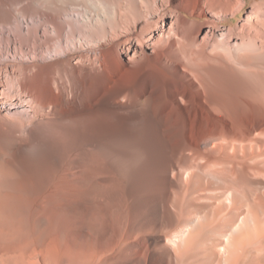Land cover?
<instances>
[{
  "label": "bare ground",
  "instance_id": "bare-ground-1",
  "mask_svg": "<svg viewBox=\"0 0 264 264\" xmlns=\"http://www.w3.org/2000/svg\"><path fill=\"white\" fill-rule=\"evenodd\" d=\"M0 264H264V0H0Z\"/></svg>",
  "mask_w": 264,
  "mask_h": 264
},
{
  "label": "rangeland",
  "instance_id": "rangeland-1",
  "mask_svg": "<svg viewBox=\"0 0 264 264\" xmlns=\"http://www.w3.org/2000/svg\"><path fill=\"white\" fill-rule=\"evenodd\" d=\"M139 177L140 176H137L136 174H129V176H128V173H127L126 182L124 184L125 191L130 194L129 198L134 203H137L136 200L138 199V201H139L146 194V192H147L146 189L150 185V182L155 181L154 180L155 177L153 176L152 173H149L147 178L146 177H140L139 178ZM144 190H145V193H143ZM35 212H33V210L31 208H29V207H22V208H18V209L15 210V213L17 214V217L20 220H22L23 222L27 223L28 225H29L28 220H35V218L37 219V217L34 215ZM56 212L57 213L59 212V214H57ZM53 214L56 215V217H54ZM50 215L52 217H49V219H47V220H58V217H60V218H64L65 217L66 218L68 213L64 209L63 210L59 209V210L53 211V213L51 212ZM69 218H70V214L67 216V219H69Z\"/></svg>",
  "mask_w": 264,
  "mask_h": 264
}]
</instances>
